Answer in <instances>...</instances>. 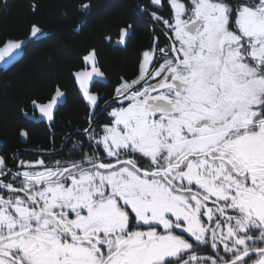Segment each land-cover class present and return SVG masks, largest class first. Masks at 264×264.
Listing matches in <instances>:
<instances>
[{
	"label": "snow or ice",
	"instance_id": "obj_1",
	"mask_svg": "<svg viewBox=\"0 0 264 264\" xmlns=\"http://www.w3.org/2000/svg\"><path fill=\"white\" fill-rule=\"evenodd\" d=\"M169 2L167 19L162 0L141 5L166 40L154 31L110 99L90 88L96 50L83 55L88 126L60 159L0 155V264H264V0ZM24 43L0 41V62ZM63 97L31 100L32 118L54 122Z\"/></svg>",
	"mask_w": 264,
	"mask_h": 264
},
{
	"label": "trees",
	"instance_id": "obj_2",
	"mask_svg": "<svg viewBox=\"0 0 264 264\" xmlns=\"http://www.w3.org/2000/svg\"><path fill=\"white\" fill-rule=\"evenodd\" d=\"M83 3L89 7L81 9ZM145 3L146 0H0V41L25 42L18 62L8 69L0 64V155L11 158L10 166L13 159H38L35 154L41 151L55 153L45 158L60 159L56 153L64 148L66 137H73L69 147L80 139L76 133L88 126L90 108L74 73L84 67L82 57L87 50H96L108 80L92 88L102 97L111 98L121 76L132 78L137 74L142 51L152 45L154 31L160 33V25L142 12L141 5ZM162 4L158 15L171 13L169 0H162ZM125 23L135 26L127 44L109 43L105 37L115 38ZM33 24L42 29V37L29 36ZM159 40L162 43L166 38L159 35ZM57 85L65 92L66 102L59 107L54 122L31 120L34 109L30 101L47 100ZM103 106L101 103L95 110L98 122L106 116L105 111L97 116ZM21 129L29 132L27 140L19 136Z\"/></svg>",
	"mask_w": 264,
	"mask_h": 264
},
{
	"label": "water",
	"instance_id": "obj_3",
	"mask_svg": "<svg viewBox=\"0 0 264 264\" xmlns=\"http://www.w3.org/2000/svg\"><path fill=\"white\" fill-rule=\"evenodd\" d=\"M120 46H124V45H120ZM19 59H20V58H19ZM19 59H18V60H19ZM96 83L107 84V83H108V80H107L106 76H105V78L94 77V78H93V81H92V83H91V85H90V88H92ZM77 84H78V83H77ZM63 93H64V97L62 98L61 102L57 105V108H56V110H55L54 116H56V113H57L59 107H60L61 105H63V104L66 102V94H65V92H63ZM103 109H104V106H103V108L101 109V111H103ZM97 116H99V114H98ZM54 119H55V118H54ZM31 120H33V121H35V122H48V121L45 120V119H39V120H37V119H33L32 117H31Z\"/></svg>",
	"mask_w": 264,
	"mask_h": 264
},
{
	"label": "rangeland",
	"instance_id": "obj_4",
	"mask_svg": "<svg viewBox=\"0 0 264 264\" xmlns=\"http://www.w3.org/2000/svg\"><path fill=\"white\" fill-rule=\"evenodd\" d=\"M168 5V4H167ZM170 5V4H169ZM169 15H171V13L170 12H165V15H161V16H163L165 19H167V18H169ZM162 28V25H160V29ZM165 37V36H164ZM161 46H163V44L161 43ZM0 64H1V68H3V69H8V68H10V67H12L13 66V64L12 65H4L3 64V62H0ZM78 85V84H77ZM79 86V85H78ZM94 87V86H93ZM92 87V88H93ZM92 88H91V90H92ZM103 108V107H102ZM104 112V110L103 111H99L98 112V114L99 115H101L102 113Z\"/></svg>",
	"mask_w": 264,
	"mask_h": 264
},
{
	"label": "bare ground",
	"instance_id": "obj_5",
	"mask_svg": "<svg viewBox=\"0 0 264 264\" xmlns=\"http://www.w3.org/2000/svg\"><path fill=\"white\" fill-rule=\"evenodd\" d=\"M98 115V114H97ZM55 153H51V152H45V151H41L37 154H35L38 158H45L46 156H52Z\"/></svg>",
	"mask_w": 264,
	"mask_h": 264
},
{
	"label": "flooded vegetation",
	"instance_id": "obj_6",
	"mask_svg": "<svg viewBox=\"0 0 264 264\" xmlns=\"http://www.w3.org/2000/svg\"><path fill=\"white\" fill-rule=\"evenodd\" d=\"M165 41L162 42V44H164Z\"/></svg>",
	"mask_w": 264,
	"mask_h": 264
}]
</instances>
